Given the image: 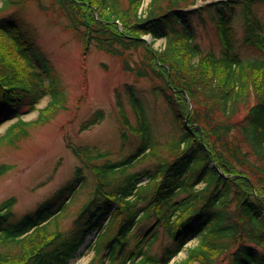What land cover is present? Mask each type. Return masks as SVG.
<instances>
[{"label": "trees", "instance_id": "trees-1", "mask_svg": "<svg viewBox=\"0 0 264 264\" xmlns=\"http://www.w3.org/2000/svg\"><path fill=\"white\" fill-rule=\"evenodd\" d=\"M48 1L65 19L66 28L81 38L85 53L94 46L122 60L135 80L154 82L153 90L164 99L180 134L161 148L165 153L156 155L155 163L129 173L108 159L93 166L90 149L68 142L72 153L94 171L97 185L94 197L73 222L79 224V237L59 229L61 213L53 200L17 219L10 211L15 201L9 199L0 205V264H69L88 234L117 220L118 229L105 247L99 243L101 235L96 239L87 264H117L116 259L118 264L145 259L168 264L191 239H197V245L187 249L177 264H264V60L243 61L235 51L238 25L243 43L264 53V24L254 12L264 0L219 1L198 8H193L198 0H150L145 17L138 14L141 0H126L125 5L120 0ZM3 2V8L22 3ZM36 3L44 12L53 10L41 0ZM207 24L215 27L218 55L204 53L196 43L195 25ZM0 34L4 39L0 126L16 119L1 140L12 135L8 142L12 143L25 136L31 123L22 117L34 112L44 97L51 100L38 111L34 123L47 122V113L58 107L53 105L48 61L39 48L12 17L0 20ZM146 35L153 42L164 39L163 50H154L141 39ZM139 50L140 57L134 60L131 53ZM124 93L137 124V129H128L141 136V146L124 164L139 163L146 151L151 153L148 125L134 87L125 85ZM103 116L96 111L80 130L99 123ZM7 169L1 166L0 175ZM76 173L79 176V169ZM199 183L204 187L195 189ZM108 185L114 188L105 190ZM148 185L153 188L147 204L139 207L145 195L141 188ZM169 204L167 226L172 239L162 256L151 257L139 243L135 252L123 256L143 210ZM112 242L121 246L115 263L106 254Z\"/></svg>", "mask_w": 264, "mask_h": 264}, {"label": "rangeland", "instance_id": "rangeland-1", "mask_svg": "<svg viewBox=\"0 0 264 264\" xmlns=\"http://www.w3.org/2000/svg\"><path fill=\"white\" fill-rule=\"evenodd\" d=\"M20 1L22 3L19 5L11 4L3 8L4 2L0 0V20L10 19V17L15 19L26 32L27 38L47 59L53 105L54 108H58L53 112L47 111V122L34 123L37 119V111L45 109L51 100L49 96L44 97L36 106L37 111L22 117L23 121L31 123L26 127V135L11 144L8 142L12 135H7L2 140L1 137L16 120L5 122L0 126V167H8L7 171L0 175V205L9 199H15L10 211L19 219L33 212L40 204L53 200L54 209L60 210L61 213L62 221L59 229L77 233L78 238L79 224L73 222L81 209L94 197L97 185L94 171L92 172V169L72 153L67 143L90 149L93 166L100 167L108 159L120 165L121 170L128 168L129 173L155 163V156L165 153L161 148L169 141L176 140L180 131L165 101L158 92L153 90L154 82L148 78L135 80L132 73L124 70L122 60L98 51L94 46L85 53L81 38L66 28L65 19L58 16L48 0H41V2L44 6L53 9L49 12L40 10L36 0ZM120 2L126 4V0H120ZM149 2L150 0H142V11L146 9ZM196 4L200 6L204 3L198 0ZM254 10L264 24V6L256 5ZM195 28L196 43L202 51L204 53L212 51L218 55L220 46L215 27L207 24L206 26L195 25ZM1 36L0 34V45L4 40ZM143 39L154 50L161 51L164 48V39L152 42L148 35ZM235 40V51L243 61L264 60L263 52L252 45L243 43V31L238 25L235 28ZM140 53L141 50L137 54L131 53L134 60L139 59ZM125 85L134 86L148 125L150 141L149 139L146 141L151 153L146 151L139 163L124 164L141 146V136L130 130L137 129V124L124 93ZM99 110L103 112V119L91 128L80 132L82 123ZM241 117L242 115L239 116ZM123 118L128 123L127 127ZM98 152L107 156H99ZM77 169H79V176L76 173ZM113 175L114 172H110L108 178H112ZM77 178L79 181L75 184ZM203 187L204 183H200L195 189ZM113 188L114 185H108L105 190L110 191ZM152 188V185L141 188V193L145 195H142V203L139 207L146 206ZM180 198L181 195L176 200ZM170 205L158 210L149 207L143 210L140 220L135 225L137 227L133 233V230L131 231L132 238L123 251V256L135 252L137 243L147 249L151 257L159 259L162 256L172 239L167 226V217L172 210ZM119 224L120 221L117 220L115 224L111 222L108 226L101 228L99 243L103 247H105V241L113 237ZM149 233L148 238L142 237ZM93 237V233L86 237L84 244L69 264L89 262L92 258L90 247L94 245ZM196 245L197 240H189L184 250L170 264L180 262L186 257V250ZM120 247L118 242H112L106 253L114 263L117 260V264L120 259L115 260V258L119 257ZM152 263L146 259L133 262V264Z\"/></svg>", "mask_w": 264, "mask_h": 264}]
</instances>
